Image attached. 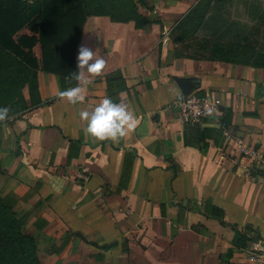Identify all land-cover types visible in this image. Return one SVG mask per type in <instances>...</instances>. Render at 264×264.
I'll use <instances>...</instances> for the list:
<instances>
[{
	"label": "crops",
	"instance_id": "crops-1",
	"mask_svg": "<svg viewBox=\"0 0 264 264\" xmlns=\"http://www.w3.org/2000/svg\"><path fill=\"white\" fill-rule=\"evenodd\" d=\"M133 1L148 20L141 26L85 18L75 64L85 45L107 65L99 76L85 71L92 82L83 103L60 96L76 80L44 71L31 94L22 82L18 96H0V107L10 108L0 122V199L32 237L40 264H249L250 251L264 245V177L241 147L264 151V73L217 56L235 54L228 44L240 43L264 0ZM114 70L120 79L107 81ZM174 77L219 99L198 126L221 135L184 142ZM105 97L124 98L137 116L119 142L84 132L80 111Z\"/></svg>",
	"mask_w": 264,
	"mask_h": 264
},
{
	"label": "trees",
	"instance_id": "trees-1",
	"mask_svg": "<svg viewBox=\"0 0 264 264\" xmlns=\"http://www.w3.org/2000/svg\"><path fill=\"white\" fill-rule=\"evenodd\" d=\"M62 1V7L41 8L33 7L25 0H0V53L3 54L1 59L6 70V83L5 87L0 89V96L4 100L18 96L22 82H27L30 94L36 91V71L54 73L60 77V81L65 80L69 74L78 72L74 53L86 16L106 15L111 20L120 22L132 20L136 26L148 22L145 17L137 13L133 0ZM201 18L202 14L196 15V24L191 25L193 30L198 26ZM246 30L255 37L253 42L257 54L262 59L261 63L249 65L261 67L264 73V10ZM204 42L212 48L223 49L226 46L218 41ZM228 45L230 48L233 46L232 43ZM217 58L233 61L226 55H219ZM105 78L107 81L119 80V71L114 70ZM70 83L74 84L73 81ZM120 85L116 84L117 87ZM60 90H63L61 82ZM222 110L229 116V110ZM201 120L203 117L195 122L183 121L184 142H202L203 134L207 131H212L215 136L221 135L219 129H199L198 124ZM204 147L205 144L201 143L200 150L203 151ZM0 264H40L32 237L15 218L11 207L1 199ZM218 264L231 263L219 261Z\"/></svg>",
	"mask_w": 264,
	"mask_h": 264
},
{
	"label": "clouds",
	"instance_id": "clouds-1",
	"mask_svg": "<svg viewBox=\"0 0 264 264\" xmlns=\"http://www.w3.org/2000/svg\"><path fill=\"white\" fill-rule=\"evenodd\" d=\"M77 61L78 72H73L66 77V79L76 80L77 86L60 93L61 98L72 105L83 103L85 86L92 82L88 76H99L107 65L103 56H97L96 52L85 45L80 46ZM9 112L10 108L0 107V122L9 118ZM79 115L81 120L86 122L84 132L99 141L119 142L134 131L137 124L135 111L124 98L115 102L112 98L105 97L93 109H83Z\"/></svg>",
	"mask_w": 264,
	"mask_h": 264
},
{
	"label": "built area",
	"instance_id": "built-area-1",
	"mask_svg": "<svg viewBox=\"0 0 264 264\" xmlns=\"http://www.w3.org/2000/svg\"><path fill=\"white\" fill-rule=\"evenodd\" d=\"M179 117L182 121L195 122L204 115L216 111L219 99L211 92L202 95L189 93L180 96L176 101ZM241 151L252 161V169L264 177V151L259 152L252 147H241ZM249 264H264V245L254 248L248 255Z\"/></svg>",
	"mask_w": 264,
	"mask_h": 264
},
{
	"label": "rangeland",
	"instance_id": "rangeland-1",
	"mask_svg": "<svg viewBox=\"0 0 264 264\" xmlns=\"http://www.w3.org/2000/svg\"><path fill=\"white\" fill-rule=\"evenodd\" d=\"M263 10L264 9L260 10V13ZM257 11H258V9H257ZM246 31L247 30H245V35L241 39L240 43H232V45H233L232 47L235 48L233 50V52L235 54L228 56V57L231 58L233 61H237V62H241V63H248V64H250V63H261L262 59L257 54L256 45L253 42V39L255 37Z\"/></svg>",
	"mask_w": 264,
	"mask_h": 264
},
{
	"label": "water",
	"instance_id": "water-1",
	"mask_svg": "<svg viewBox=\"0 0 264 264\" xmlns=\"http://www.w3.org/2000/svg\"><path fill=\"white\" fill-rule=\"evenodd\" d=\"M174 81L178 86L180 93L182 96H186L191 93L194 88V81L191 78H176L174 77Z\"/></svg>",
	"mask_w": 264,
	"mask_h": 264
}]
</instances>
